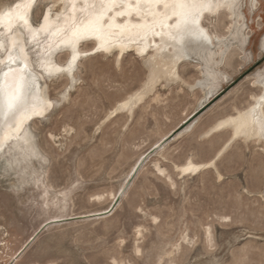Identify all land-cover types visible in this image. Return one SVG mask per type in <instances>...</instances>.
Instances as JSON below:
<instances>
[{"label":"rangeland","instance_id":"obj_1","mask_svg":"<svg viewBox=\"0 0 264 264\" xmlns=\"http://www.w3.org/2000/svg\"><path fill=\"white\" fill-rule=\"evenodd\" d=\"M46 9L30 13L33 27ZM241 13L244 46L230 41L225 12L202 20L212 50L218 39L233 44L205 91L195 86L205 81L201 62L190 57L177 66L179 81L110 115L145 82L133 51L118 64L83 57L74 81L41 80L53 107L28 124L33 155L8 165L12 152H0V264H264L263 144L238 139L221 150L228 129L205 136L261 93L254 82L264 77V0L253 11L243 0ZM219 151L214 167L178 174L188 160L205 164Z\"/></svg>","mask_w":264,"mask_h":264},{"label":"bare ground","instance_id":"obj_2","mask_svg":"<svg viewBox=\"0 0 264 264\" xmlns=\"http://www.w3.org/2000/svg\"><path fill=\"white\" fill-rule=\"evenodd\" d=\"M242 1L243 0H237V7L235 11L228 8H220L211 14L205 13L204 16L207 15L212 17L220 12H225L230 20L228 26L229 30L226 29V31H229L228 34L230 37L229 39H231L230 41H238L241 46H244L247 42L248 37L245 36L243 32L246 26L243 22L244 18L241 13ZM132 2L135 3V0H132ZM51 3L58 6V10L55 13L64 12L63 8L60 6L59 0H51ZM250 6L252 11L256 9L257 0H250ZM163 11L164 9L162 6L153 5L151 7H145L141 9L139 14H137L135 11H132L125 16H117L115 21L111 22L112 26H108L110 22L107 20V18H105V34H115L109 40V51H104L103 49L97 50L100 44V40H98L95 36L83 39L76 45L77 51L79 53L77 64L78 61L83 57L91 55H102L105 57L113 56L116 64H118L122 56L129 51H133L140 59L142 58L144 61V65L146 67V79L141 89H139V91H137L135 94L118 105L117 108L115 107L116 109H112V112L109 113L110 115L114 114V112L116 113V111H131L132 108L135 107L138 103L142 102L144 98H146V96L149 95L159 83L168 87L173 83L179 81L180 78L177 73V66L182 63V61H186L190 57H195L201 62L205 81L197 82L195 86H198L203 91H205V89L210 86L209 82L211 81V79L215 80V76L217 75L214 67L219 65V63L222 61L224 52L228 49V47L233 45L230 41L227 42V39L224 41L223 39H221L220 41L218 39V41L216 42V49H214L216 51L212 50L211 45L215 38H213L214 36L212 37L208 30L203 26L202 20L204 17L200 21V28L204 30L207 39L197 38L194 36H184L183 38L177 36L176 38H173L171 33L175 31L173 26L176 22V18L172 17L165 20L161 15ZM44 12H47V9ZM114 14L115 13L113 12L109 13L108 15L113 16ZM51 18L52 17H50V19ZM28 19L29 24L32 26L33 24H31L30 22V13ZM39 23H44L43 15ZM7 24L8 18L5 17L3 25L0 26V33H3V35L0 36V39H3L5 42V47L3 49H0V74L7 73L10 67L12 69H23L24 65L27 64V69L24 70L30 72L32 74V78L36 80V84L39 86L38 95L43 101L52 106L51 101L47 97L48 93H45V88H43L42 86V82L45 78H47V73L42 66V62L47 61L60 67H64L66 66L67 62L71 60V49L65 48L62 45H55L53 41L47 38L43 33L37 36L36 39H32L31 35L25 30H16L15 24L13 25L14 30L12 32H9ZM117 25L121 27H117ZM13 39L19 42V44L22 46V50L21 48L12 49L11 41ZM225 41L227 42V44ZM87 42H91L92 47L89 50H81L80 45L83 43L87 44ZM29 48L34 50V60L31 59L28 50ZM260 49L264 50V37L260 42ZM10 51L12 55L19 56V59L16 63H9L8 57ZM64 53L66 55V60L64 62H58L56 59V61L54 60L55 55L58 56ZM85 53H87V55H85ZM216 57L221 58L219 59V61L214 62ZM35 67L40 69L41 72L38 73L37 71H35ZM74 76L75 75L73 74L72 76H65V78L67 77V79H69L70 81H74L76 79ZM0 79H3L2 75H0ZM254 84L260 85L261 93L258 96L251 97L252 104L247 109L238 111L234 116L223 117L205 133V136H209L214 132L218 133V131H222L225 129H228L230 131V139L222 147L221 150H225L233 141H237L238 139H240L244 143H247L249 141L257 143L261 142L263 144L264 151V139H261L260 136V124L261 121H264V77L258 75ZM188 87L192 89L194 86ZM51 106L46 108V110L43 112V115H31L29 119L23 120V123L20 125L18 131L12 130L15 127L14 124H0V134L8 133L10 135V138L6 139L3 147L0 148V152L1 150L7 148L8 151L12 152L11 155H8L10 156V158L8 157L9 159L7 158V160H5L8 165L18 164L21 161L24 162V160L33 155L34 145H31L32 134L27 130L29 129L27 128L28 124L30 122H33L37 118H40L42 116L44 117V114L48 113L50 111V108L53 107ZM237 127H240L239 134L236 131ZM26 141L28 142L26 143ZM7 144L10 145V148L8 147L9 145L7 146ZM220 151L217 153L214 159L205 164H197L192 162L191 160H188L183 166L176 167V169L180 172L178 174L190 176L195 175L196 173L202 171L207 167H214V161L216 158H218L219 154L221 153ZM22 168H19L18 170ZM157 170L160 171L159 169ZM217 176L218 178H220L219 174H217ZM106 213L107 212H102L96 215H105Z\"/></svg>","mask_w":264,"mask_h":264},{"label":"snow or ice","instance_id":"obj_3","mask_svg":"<svg viewBox=\"0 0 264 264\" xmlns=\"http://www.w3.org/2000/svg\"><path fill=\"white\" fill-rule=\"evenodd\" d=\"M63 13H54L55 4L40 3V0H17L14 3L0 5V26L3 25L4 18H8L7 28L12 32L15 24L16 30H25L32 39H36L41 33L53 41L57 46L62 45L71 49L72 56L64 67H60L51 62H42L47 78L55 81L64 76H72L80 71L77 64L79 53L76 45L79 41L95 36L100 40L97 50H110L109 40L115 35L105 34V18L112 26L117 16H125L132 11L137 14L145 7L162 6L164 11L161 14L165 20L176 18L174 24L175 31L173 38L177 36H194L207 39L205 32L200 28V21L205 13L211 14L220 8H228L235 11L237 0H59ZM47 8V12H42L44 23L33 28L29 24V13L33 9ZM127 10V11H125ZM115 13L109 16V13ZM50 17H52L50 19ZM117 27H121L117 25ZM3 33H0L2 36ZM12 49L21 48L18 41H11ZM5 47V42L0 39V49ZM87 55V53H85ZM9 63H16L19 56L9 54ZM24 68H9L7 73H2L0 79V124H14L13 131H18L23 120L29 119L31 115H43L47 107L51 105L43 101L38 95L39 86L32 78L30 72ZM234 123V122H233ZM242 127V126H241ZM240 133V127L236 129ZM260 136L264 139V121L260 124ZM10 138L8 133L0 134V148L6 139ZM28 141H26L27 143ZM111 264H125L119 258L113 259Z\"/></svg>","mask_w":264,"mask_h":264}]
</instances>
